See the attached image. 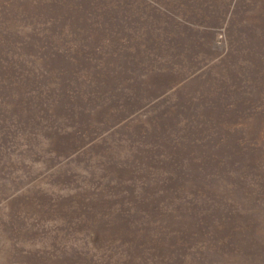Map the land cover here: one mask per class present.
Segmentation results:
<instances>
[{
    "label": "rangeland",
    "instance_id": "rangeland-1",
    "mask_svg": "<svg viewBox=\"0 0 264 264\" xmlns=\"http://www.w3.org/2000/svg\"><path fill=\"white\" fill-rule=\"evenodd\" d=\"M0 264H264V0H0Z\"/></svg>",
    "mask_w": 264,
    "mask_h": 264
}]
</instances>
